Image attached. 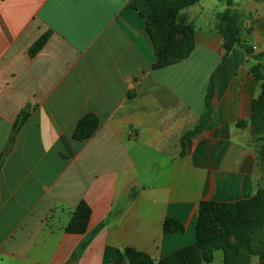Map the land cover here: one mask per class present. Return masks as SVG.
Returning a JSON list of instances; mask_svg holds the SVG:
<instances>
[{
	"label": "crops",
	"instance_id": "crops-1",
	"mask_svg": "<svg viewBox=\"0 0 264 264\" xmlns=\"http://www.w3.org/2000/svg\"><path fill=\"white\" fill-rule=\"evenodd\" d=\"M247 39L250 54L226 57L220 33L199 30L187 58L159 67L130 0H0V264H132L128 251L158 264L195 244L203 201L253 197L264 31ZM87 115L97 130L76 140ZM83 200L87 232L68 233ZM167 218L184 231L165 233Z\"/></svg>",
	"mask_w": 264,
	"mask_h": 264
},
{
	"label": "trees",
	"instance_id": "trees-1",
	"mask_svg": "<svg viewBox=\"0 0 264 264\" xmlns=\"http://www.w3.org/2000/svg\"><path fill=\"white\" fill-rule=\"evenodd\" d=\"M131 7L144 17L145 13L141 11H152L155 18L156 6L149 4L148 0H139L135 5L130 0ZM192 0H169L165 9L168 15L173 16L183 7L189 5ZM157 19V16L155 20ZM238 15L231 14L229 11L221 15V22L218 32L223 38V47L226 57L238 46L244 45L238 31ZM147 32L152 39L156 54L159 58L156 66L166 67L177 61L187 58L195 48L194 35L190 37L188 48L181 49L180 54L175 50L171 43L160 41L152 30L147 26ZM50 33L42 36L30 49L32 56L36 55L46 44ZM184 45V44H183ZM241 47V46H240ZM247 53L252 51L251 47L244 45ZM254 74L257 79L263 81V91L257 102L254 103V112L252 116L253 134L258 135L264 132V72L261 73L259 67ZM211 90L208 94V100L211 97ZM29 113L23 111L13 127V133L10 138V144L15 141L22 125L28 118ZM98 127V120L92 116H85L74 132L73 137L76 140L84 141L93 136ZM199 131L197 128L194 132ZM192 133L186 134L184 138ZM2 159L0 158V164ZM92 215V209L86 201H81L74 211L72 218L66 228L68 233L86 234L88 224ZM105 223L100 224L94 229L87 238L81 243L77 251L72 256V261L84 252ZM165 233H174L184 231V225L172 218H167L164 223ZM222 251L224 254V264H249L252 255L260 256V264H264V189L249 200H240L234 203L203 201L200 204L198 221L196 226V242L194 245L181 249L158 264H209L213 261L214 253ZM131 258L132 264H154L145 255L133 252H127Z\"/></svg>",
	"mask_w": 264,
	"mask_h": 264
},
{
	"label": "rangeland",
	"instance_id": "rangeland-1",
	"mask_svg": "<svg viewBox=\"0 0 264 264\" xmlns=\"http://www.w3.org/2000/svg\"><path fill=\"white\" fill-rule=\"evenodd\" d=\"M168 1L148 0L149 4L156 6V20L152 16V13L155 14V12L152 11H141L142 14L145 13V16H139L145 20L146 30L148 26L157 38H161L160 41L171 43L178 52L177 54H180L181 49L185 48L186 50L188 48L190 37L194 35L195 39L199 30L218 31L221 15L227 11L238 15V31L242 43L247 47H251L252 51L253 47L248 43L250 39H247V37L255 30L264 31V0H192L189 5L180 9L173 16L168 15L166 12L165 5ZM133 2L135 5L139 4V0H133ZM137 13L139 14V12ZM244 45L240 44L238 46L245 48ZM203 51L202 48L197 49L193 58L203 53ZM245 126L242 125L241 127L244 128ZM251 136L254 146H256L254 152L258 175L257 192L255 194L257 195L260 190L264 189V132L254 135L252 129ZM218 254L220 256V253ZM254 257L259 259L260 264L259 255H252L250 263Z\"/></svg>",
	"mask_w": 264,
	"mask_h": 264
}]
</instances>
